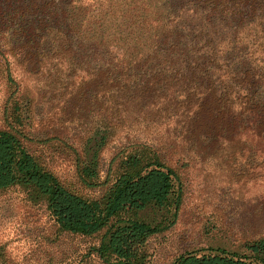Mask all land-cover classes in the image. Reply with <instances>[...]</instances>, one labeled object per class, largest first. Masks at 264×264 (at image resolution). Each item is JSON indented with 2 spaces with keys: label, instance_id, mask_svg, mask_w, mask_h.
<instances>
[{
  "label": "trees",
  "instance_id": "16d2710c",
  "mask_svg": "<svg viewBox=\"0 0 264 264\" xmlns=\"http://www.w3.org/2000/svg\"><path fill=\"white\" fill-rule=\"evenodd\" d=\"M133 1L117 17L107 0H0V78L13 88L12 124L0 130V192L23 188L61 231L104 230L94 250L104 264H146V240L175 223L182 187L173 155L185 157L186 142L237 155L264 187V0ZM85 51L103 61L83 85L94 75L100 87L153 93L182 132L178 143L131 141L111 159L115 175L98 198L66 187L31 149L62 144L67 128L60 119L30 124L40 112L14 74H69ZM111 113L78 135L76 172L87 187L97 185L101 153L121 127L103 117ZM147 209L164 214L146 220ZM242 245L241 253L184 252L170 264H264V231Z\"/></svg>",
  "mask_w": 264,
  "mask_h": 264
},
{
  "label": "rangeland",
  "instance_id": "374dc122",
  "mask_svg": "<svg viewBox=\"0 0 264 264\" xmlns=\"http://www.w3.org/2000/svg\"><path fill=\"white\" fill-rule=\"evenodd\" d=\"M107 1L117 17L135 3ZM101 57L85 51L77 61V70L69 74L54 76L45 68L33 74H21L18 70L14 73L18 80L25 81L20 89L31 91L40 112L30 124L39 128L60 119L67 128V141L61 138L60 146L51 142L36 144L31 149L66 187L89 198H98L111 183L116 168L111 159L131 141L164 145L169 141L178 143L182 136L179 128L171 124V116L153 105L157 95H134L130 89L100 87L94 75L90 76L93 83L83 85L86 72L95 73ZM12 91L0 78V130L12 124L9 115L13 102L7 100ZM111 111L103 117L121 127L115 129L101 153L97 185L87 187L76 172L74 148L78 135L91 120ZM25 122L29 123V118ZM185 146V157L173 155L182 187L176 221L146 240V264H170L184 252L207 248L241 253L244 241L256 239L264 231V187L260 180H249L241 158L230 151L204 150L192 141ZM252 174L256 176L258 170ZM147 210L141 217L150 221L164 214ZM103 233L104 230L82 236L61 231L45 205L29 200L23 188L15 186L0 192V264H104L94 251Z\"/></svg>",
  "mask_w": 264,
  "mask_h": 264
}]
</instances>
